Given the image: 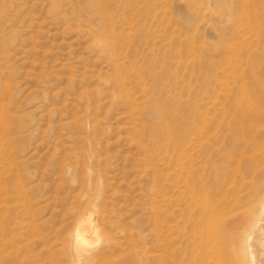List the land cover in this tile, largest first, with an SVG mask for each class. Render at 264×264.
<instances>
[{"label":"rangeland","instance_id":"1","mask_svg":"<svg viewBox=\"0 0 264 264\" xmlns=\"http://www.w3.org/2000/svg\"><path fill=\"white\" fill-rule=\"evenodd\" d=\"M262 209L264 0H0V264H89L86 214L93 264H249Z\"/></svg>","mask_w":264,"mask_h":264},{"label":"bare ground","instance_id":"2","mask_svg":"<svg viewBox=\"0 0 264 264\" xmlns=\"http://www.w3.org/2000/svg\"><path fill=\"white\" fill-rule=\"evenodd\" d=\"M193 199H195V197ZM262 210H264V209H262ZM248 213L249 212L247 211L245 215H247ZM261 213H260V215H254L253 214L254 216L244 217L243 219H241L240 222H238L237 226L234 227V228H236L235 237H233V241H231V242H234V244L237 245L236 248L239 247V249L242 250V254L243 253L245 254V258L248 259L249 264H260L257 261L256 253L253 250L254 249L253 248L254 247L253 238L256 235L262 237L260 239H257L258 240L257 244H259L260 247H261L260 249H262V257L264 256V226L261 224L262 220H264V219L262 218L263 215H261ZM263 214H264V212H263ZM200 219H201V216L199 217L198 222L200 221L202 223V221ZM193 223L194 222H192V224ZM208 223H209V221H208ZM208 223L204 222V224H206V225H204L202 223L203 224L202 228H204V230L206 229V231H209V229H210L209 228L210 227L209 224H211V223H209V224ZM196 228H198V226ZM210 230H212V229H210ZM99 232H101V231H98L97 222L94 220L93 214H86V215H84L83 217L80 218L79 223L77 225V228H76L75 232L73 233V235L71 237L72 239L71 238L70 239H71V245H72L73 251L77 254L78 257H82L81 259H83V261H81V262H85L86 261L89 264H93L97 259L103 258V256H106V254L104 252L101 253V252H98V251L88 250V248H90V245L92 244V241H94L96 239V237H97ZM200 234H202V233H200ZM198 235H199V232H198ZM97 239H98V237H97ZM214 242H215V240H214ZM215 251L219 254V257H221V258L222 257L223 258H227L229 256L230 252H231V251L229 252V249L226 248V244H220V243L217 244ZM237 251H238V248H237ZM106 253H107V251H106ZM200 257H203L206 260L208 258V253L207 252L205 254L203 253V254L200 255ZM200 257H198V258H200ZM245 260H244V262H245ZM242 261H240V262H242ZM240 262H238V264ZM246 263H247V261H246ZM217 264H221V263H217ZM224 264H228V263H224ZM232 264H234V263H232Z\"/></svg>","mask_w":264,"mask_h":264}]
</instances>
